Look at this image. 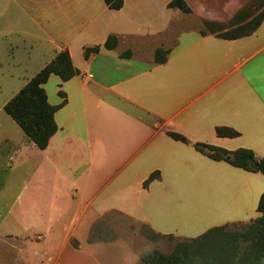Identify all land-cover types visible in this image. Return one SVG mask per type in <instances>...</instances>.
<instances>
[{"label": "crops", "instance_id": "crops-1", "mask_svg": "<svg viewBox=\"0 0 264 264\" xmlns=\"http://www.w3.org/2000/svg\"><path fill=\"white\" fill-rule=\"evenodd\" d=\"M50 1L70 35L46 64L67 49L80 70L61 80L67 103L55 113L58 131L47 148L35 145L33 151L38 160L32 184L35 222L51 225L58 219L51 208L69 198L63 189L74 190L82 203L71 217L56 264H74L77 256L80 264L84 256L90 264H138L146 251L138 235L133 243L88 240L91 225L108 211L176 237L189 235L181 229L186 218L199 217L191 231L201 223L203 209L206 218L218 220L189 237L258 217L264 175L213 160L194 143L248 148L264 158V18L252 34L226 39L180 30L183 13L168 6L171 0H124L120 9L109 8L104 0ZM186 1L200 17L222 20L247 0ZM151 30L161 34L153 56L145 59L130 46L124 47L131 55H123L122 43ZM111 34L119 42L107 49ZM97 45L100 50L86 58L84 48ZM159 47L169 50L164 63L155 60ZM61 101L49 100L54 105ZM219 126L239 135L218 136ZM170 131L188 142L172 138ZM4 140L13 147L9 138ZM7 155L11 165L13 153ZM156 171L160 178L145 188L144 181ZM214 199L212 206L208 202ZM72 237L78 247L70 243Z\"/></svg>", "mask_w": 264, "mask_h": 264}, {"label": "rangeland", "instance_id": "rangeland-1", "mask_svg": "<svg viewBox=\"0 0 264 264\" xmlns=\"http://www.w3.org/2000/svg\"><path fill=\"white\" fill-rule=\"evenodd\" d=\"M254 1L247 0L236 12L222 20L200 17L192 8L190 12L180 9V15L183 13L184 17L179 23L180 30L195 29L219 37L228 33L240 35L250 32L258 24L264 11V3L254 4ZM241 10H245L244 18L236 20ZM58 14L60 13L50 0H0V264H56L62 240L67 228L71 226V217L82 208L75 191L63 189V196L69 198L61 197L63 199L56 201L55 207L51 208L57 213L58 219L51 225H39L35 222L37 219L33 209L32 184L34 164L38 160L35 161L34 156L37 150L33 151L38 148L4 110V105L43 68L70 35L65 29L63 17ZM207 22L221 23L223 27L211 29ZM160 37V33L151 30L147 35L141 33L140 36H135L133 42L122 43L120 48L124 49L123 53H131L124 47L130 46L138 55L148 59V55H154V49L160 44ZM60 83L61 78L53 75L44 85L50 102L60 100L59 91L64 90ZM5 138L12 141L13 147H8ZM11 153L12 161L8 165L10 159L7 154ZM210 201L208 203H214L212 206H215L216 200ZM202 212L203 216L200 218L208 219L204 209ZM198 219L197 215L194 220L186 218L181 225V229L184 227L188 231L184 233L189 234L184 235L185 237L173 236L172 239L151 242L139 230L143 222L122 213L108 211L91 225L89 238L100 242L116 236L133 243V235H138L143 239V244L140 245L142 250L157 249L167 255L173 251L178 241L191 239L190 234L205 230L218 220L209 218L203 222L202 219L191 231ZM246 224L239 222L226 225L229 229H241ZM38 230L45 233L46 239L40 238L42 233ZM73 240L77 239L70 238L71 244ZM87 259L84 256L85 264H90ZM80 261L82 258L77 256L71 263L80 264ZM261 264H264V260Z\"/></svg>", "mask_w": 264, "mask_h": 264}, {"label": "trees", "instance_id": "trees-1", "mask_svg": "<svg viewBox=\"0 0 264 264\" xmlns=\"http://www.w3.org/2000/svg\"><path fill=\"white\" fill-rule=\"evenodd\" d=\"M111 9H120L124 0H104ZM263 2L264 0H255ZM172 8H179L190 12L191 8L186 0H171L168 5ZM245 10H241L236 20L244 18ZM264 18L263 14L256 27L244 34L228 33L222 38L236 39L247 36L256 31ZM208 23V22H207ZM205 23V24H207ZM211 29L223 27L221 23H208ZM201 34H206L201 31ZM118 43V37L114 34L108 36L104 43L107 49H114ZM100 46L85 47L84 56L88 58L92 53H97ZM169 54L168 49L159 47L155 51V60L164 63ZM124 56H130L127 52ZM52 74L58 75L62 81H67L80 74L72 61L70 53L64 49L47 63L30 81L23 86L5 105L4 110L20 126L23 132L40 149L47 148L51 137L58 131L55 120V113L67 103L66 93L62 90L59 95L62 101L59 104H51L44 88ZM218 136L236 137L239 132L225 126L216 128ZM168 134L179 141L188 142V139L176 132ZM196 150L216 161H225L235 167L247 171L261 172L264 175V158H257L255 152L248 148L229 150L213 144L197 142L194 143ZM258 163V166L256 165ZM160 178L158 171L153 172L143 183L144 187ZM257 210L260 216L252 219L241 229H229L227 225L213 226L198 236L188 240H181L175 244L170 254H163L157 249L144 251L140 256L138 264H261L264 260V191L260 196ZM106 230V229H105ZM141 234L151 242H158L162 239H172L174 235L157 232L147 223H142L139 228ZM113 236L109 241L115 239ZM93 242L94 240H90ZM74 247L79 246L78 240H73Z\"/></svg>", "mask_w": 264, "mask_h": 264}, {"label": "water", "instance_id": "water-1", "mask_svg": "<svg viewBox=\"0 0 264 264\" xmlns=\"http://www.w3.org/2000/svg\"><path fill=\"white\" fill-rule=\"evenodd\" d=\"M256 165L258 166V163H256Z\"/></svg>", "mask_w": 264, "mask_h": 264}]
</instances>
